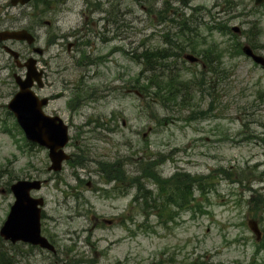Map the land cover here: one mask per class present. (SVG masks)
<instances>
[{"label": "rangeland", "instance_id": "374dc122", "mask_svg": "<svg viewBox=\"0 0 264 264\" xmlns=\"http://www.w3.org/2000/svg\"><path fill=\"white\" fill-rule=\"evenodd\" d=\"M190 5L186 8L180 0H41V47L46 51L40 65L46 67L48 86L40 95L64 93L45 111L60 115L74 140L80 130L88 153L85 164L68 162L62 172L49 173L48 151L27 141L8 109L18 91L14 79L0 72V229L15 202L10 191L15 181L52 178L32 195L46 199L42 233L57 248L53 254L0 237L11 264H264L263 249L258 252L264 235L257 242L248 226L256 220L264 232V69L227 49L237 38L241 44L254 39L259 42L255 50L264 55V4L191 0ZM0 6V22L6 25L10 0H0ZM118 8L125 14L130 39L107 44L93 39L91 45L84 44L86 38L69 54L67 39L54 37L58 19L65 36L84 27L85 12L103 27ZM174 13L192 15L201 23L193 33L227 51L220 54L216 73L193 85L194 91L185 89L186 106L181 98L164 105L155 91L145 99L127 93L134 85H145L149 75L141 74V62L130 58L162 47L158 33L173 35L178 28L171 21ZM161 16L168 23L158 24ZM47 20L53 27L44 25ZM219 23H224L223 34L209 29L221 27ZM234 26L246 33L233 34ZM139 28L140 43L134 35ZM153 33L155 37L145 36ZM116 47L132 56L113 52ZM83 48L95 50L94 56H109L106 64L83 66ZM0 57L9 61L7 55ZM175 69L180 80L201 79L202 66L185 63L182 54ZM200 111L205 114L196 118ZM115 158L126 173L120 191H113L98 167ZM183 173L199 179L205 192L197 191L195 201L179 208L168 203L167 182ZM148 191L154 202L148 198L145 204Z\"/></svg>", "mask_w": 264, "mask_h": 264}, {"label": "water", "instance_id": "95a60500", "mask_svg": "<svg viewBox=\"0 0 264 264\" xmlns=\"http://www.w3.org/2000/svg\"><path fill=\"white\" fill-rule=\"evenodd\" d=\"M18 1L24 4L30 0H14L15 3H18ZM263 3L264 0H256V5ZM233 30L236 33H240L239 27H234ZM24 34L27 35L24 32H5L1 35L4 40L14 38L13 36H16L18 39H24ZM243 51L257 64L264 67V57L255 54L249 45H246ZM186 58L191 62L197 61V58L192 55H187ZM32 61L29 65L27 79L17 78L20 91L10 102L9 109L16 116L27 139L49 149L52 163L50 170L58 172L62 169V163L70 159V156L64 151L65 146L70 141L68 126L64 124L60 117L46 115L43 111V106L48 103V100L39 99L31 90L34 80H37L41 87L43 86L42 73L36 71L35 61ZM60 96L61 94L57 95V97ZM40 189L41 182L38 180H20L11 186L15 202L11 207L6 222L0 230V236L6 241H11L13 244L22 241L49 249L55 253V247L41 234V216L44 200L42 198H34L31 195V191ZM249 225L257 235V239L260 240L262 233L258 223L252 220Z\"/></svg>", "mask_w": 264, "mask_h": 264}, {"label": "flooded vegetation", "instance_id": "af4514ba", "mask_svg": "<svg viewBox=\"0 0 264 264\" xmlns=\"http://www.w3.org/2000/svg\"><path fill=\"white\" fill-rule=\"evenodd\" d=\"M10 7L11 9H17L18 11L15 13H12L11 11H7L8 15H6L5 20L8 21L6 25L2 24L0 22V31L4 30H27L29 33H31L34 37V40L32 42L29 41H19V40H10L6 42L0 41V56L7 55L9 61L3 62L0 57V72L1 71H7L8 72V79H11L19 75L21 77H26L27 69L25 67V64L28 62L29 59L34 58L37 61V65L39 66L41 64V0H33L27 5H15L13 4V0H10ZM120 7V4H119ZM1 10V6H0ZM92 12V11H91ZM116 15L112 12V18L111 13L109 14L110 18L105 19L103 27H100L98 22L94 21L93 17L89 15L87 12L84 13V27H81L80 31L75 33H69L65 36L60 35L62 33V30L59 29L58 21H56V27L58 30H55L54 36L56 39L63 37L61 41L64 40V38L67 39V51L68 53H72L74 50H79L82 46V41L87 38L86 42L84 44H93L91 41L93 39H98L99 41L101 39H107L119 42L124 41L125 38L130 39V36L128 33H126V19L125 14L121 11L120 8L117 9ZM100 22V20H99ZM52 21H44V24L51 28L53 27ZM90 26L91 29H87ZM136 30V29H135ZM165 36L160 35L162 39L168 38L172 36V33H165ZM134 35L138 37L139 43L141 40L142 32L141 28L136 30L134 32ZM153 34L149 35L146 34L145 36H152ZM50 36V35H49ZM122 38V39H121ZM121 39V40H120ZM9 46L13 50L17 51L19 54V58L16 59L15 57L9 55L5 50L4 47ZM60 47H62V43L59 44ZM117 51H120L121 48L117 47ZM46 51V48H44V52ZM81 52V51H80ZM46 68V67H45ZM39 69L41 67L39 66ZM45 70V69H44ZM45 77L48 78V75L45 70ZM3 86V84H1ZM14 85H16L15 79H14ZM48 86V82H46L45 87ZM44 87V88H45ZM43 88V90H44ZM33 90L35 93L39 96L41 94V88L37 85L34 86ZM41 97V96H40ZM50 101H52V97H49ZM73 109V106H71ZM57 113L54 112V115ZM123 125H126V122H123ZM77 139L74 140V138H71V142L67 145L66 151L70 155V161H68L71 164H76L78 166L85 164L87 161L86 155L87 151L85 150V146L83 145V133L78 130L76 133ZM41 149V145L39 146ZM45 149V148H44ZM84 149V150H83ZM47 150V149H46ZM48 151V150H47ZM106 157H109L110 151H105ZM101 168L102 174L104 175L105 182L110 183L113 185L112 189L113 191H120L124 184V165L122 161L119 158H115L113 161H106L102 165L98 166ZM48 172L49 166H48ZM40 175H41V168H40ZM33 179V178H32ZM41 180V178H39ZM53 179L48 178L44 179L43 182L47 181L46 184H44V187L48 185ZM87 186L89 188H92L93 181H89L87 183ZM46 200V199H45Z\"/></svg>", "mask_w": 264, "mask_h": 264}, {"label": "trees", "instance_id": "16d2710c", "mask_svg": "<svg viewBox=\"0 0 264 264\" xmlns=\"http://www.w3.org/2000/svg\"><path fill=\"white\" fill-rule=\"evenodd\" d=\"M180 2L183 4L184 7L191 9V0H180ZM168 10V6L165 8V12ZM175 18H178V21L176 22L175 25L178 26L175 27V33L169 37V38H164L163 41L170 42L175 48H177L178 53H169L167 48H163L159 53L160 58H164L163 55L169 56V55H178L186 53L187 51L192 52L194 54H197L198 56L203 57V61L207 66L206 73L201 74V79H195L192 78V80H181L180 81V71L175 69L174 75L168 80V81H163L160 82L158 81L157 78H155V82L157 83L158 88L155 90V95L159 98V101L164 104V105H171V103H177L179 98H181L180 102L183 106H186L184 102V93L187 92L185 90L186 88L189 90H193L192 86L195 84H199L198 82L204 80V77L210 74H214L217 72V66L219 64V56L220 54H224L227 51L222 50L220 48V45L216 42H213V44L208 45L206 50H202L199 48V44L201 45L202 43L195 42L200 36L198 34L191 35L195 30H198L201 26V23H195L192 19L193 16L189 15H181V14H176L174 13ZM182 16V17H181ZM166 20V19H165ZM192 22L195 24V29L193 27ZM221 25L220 30H223V24L219 23ZM256 24V23H255ZM214 26L213 28H215ZM182 32H188L189 34L184 37H179L178 34ZM246 31L243 32L245 34ZM259 36V34H258ZM250 43L254 49L259 48V42H256L254 39L250 40ZM241 43L240 41L237 40L233 43L232 47L227 46L228 48H231L234 52H237L241 54ZM158 51V50H157ZM156 54L155 52L153 53H142L140 57L144 60L150 55ZM147 65V64H145ZM205 82V81H204ZM204 84V83H203ZM194 91V90H193ZM183 94V96H182ZM205 113L203 111L198 112L195 114V117H200L203 116ZM173 180L172 183L167 182V185H169V188L167 191H169V196H168V203H172L179 208H183L186 206H189L193 201L196 200L195 193L198 192H205V186H202L201 181L197 179L196 177H192L189 174H177L171 181ZM179 182V184H178ZM149 192V191H148ZM144 192L142 191V194ZM148 198H152L150 192H149V197L145 196V201L144 203L146 204ZM153 201V198H152ZM154 202V201H153ZM262 204V213L264 214V203L261 202ZM148 207H151L148 205ZM264 233V232H263ZM260 248L258 252H260L262 249L264 251V245L259 244ZM0 264H11L9 261V256L8 254L4 251L3 248L0 246ZM189 264V263H187ZM190 264H215L211 263L207 260H196L195 262H191Z\"/></svg>", "mask_w": 264, "mask_h": 264}, {"label": "bare ground", "instance_id": "6f19581e", "mask_svg": "<svg viewBox=\"0 0 264 264\" xmlns=\"http://www.w3.org/2000/svg\"><path fill=\"white\" fill-rule=\"evenodd\" d=\"M188 32H182L178 34L179 37L187 36ZM171 37V36H170ZM169 38V37H168ZM137 42V41H136ZM130 44H135L130 43ZM162 47L159 49H155L153 51L149 50V54L155 52L156 54L150 55L146 59H144V63L147 64L149 69V75L145 77L147 79V83L140 86H132L127 90V93H138L142 97H145L153 93L157 88V83L155 82V78L158 81H168L175 73V65L180 61V53L178 55H169L164 56V58H160L159 53L163 48L169 49V53H178L177 48H175L170 42H166L162 40ZM250 44V43H249ZM133 49V46H132ZM158 50V51H157ZM164 53V52H163ZM162 53V54H163Z\"/></svg>", "mask_w": 264, "mask_h": 264}]
</instances>
